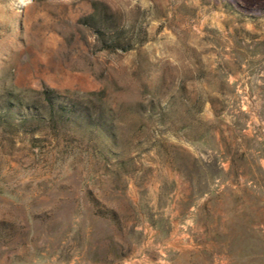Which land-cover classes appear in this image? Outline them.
Here are the masks:
<instances>
[{
	"label": "rangeland",
	"instance_id": "374dc122",
	"mask_svg": "<svg viewBox=\"0 0 264 264\" xmlns=\"http://www.w3.org/2000/svg\"><path fill=\"white\" fill-rule=\"evenodd\" d=\"M0 264H264V0H0Z\"/></svg>",
	"mask_w": 264,
	"mask_h": 264
},
{
	"label": "trees",
	"instance_id": "16d2710c",
	"mask_svg": "<svg viewBox=\"0 0 264 264\" xmlns=\"http://www.w3.org/2000/svg\"><path fill=\"white\" fill-rule=\"evenodd\" d=\"M118 41H120L119 39H118ZM46 95H47V97L49 98V100H50V95L48 94V93H46Z\"/></svg>",
	"mask_w": 264,
	"mask_h": 264
},
{
	"label": "crops",
	"instance_id": "0c3cea01",
	"mask_svg": "<svg viewBox=\"0 0 264 264\" xmlns=\"http://www.w3.org/2000/svg\"><path fill=\"white\" fill-rule=\"evenodd\" d=\"M205 196H207V194H205Z\"/></svg>",
	"mask_w": 264,
	"mask_h": 264
}]
</instances>
